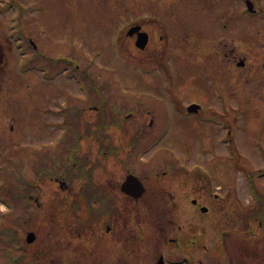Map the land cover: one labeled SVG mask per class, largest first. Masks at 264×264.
Returning <instances> with one entry per match:
<instances>
[{"label":"rangeland","instance_id":"374dc122","mask_svg":"<svg viewBox=\"0 0 264 264\" xmlns=\"http://www.w3.org/2000/svg\"><path fill=\"white\" fill-rule=\"evenodd\" d=\"M254 2L264 13V0ZM260 9L249 13L246 0H0V264H48L45 258L59 255L67 205H84V209L92 202L103 205L106 197L99 193L108 186H116L112 195L119 205L149 201L159 206L144 209V217L175 219L174 227L183 229L185 219L193 216L191 199L211 207L217 205L214 196L219 195L225 199L223 205H253L256 188L260 198L256 205L264 204V14ZM136 23L154 35L146 52L126 35ZM171 34L176 38L171 40ZM233 48L240 57L234 64L222 53ZM154 53L155 58H164L162 63L169 59L166 67L177 65L181 75L172 82L182 104L202 99L204 106L225 107L229 123L225 126H240L236 134L240 156L234 147L228 148L229 138L218 147L215 131L205 124L170 119L166 100L157 106L156 124L149 126L150 137L162 141L157 145L148 143V136L143 140L133 115L123 129L93 126L99 120L96 111L88 112L94 102L77 100L78 85L68 77L86 71L95 86L92 97L98 94L97 84L109 83L101 94L107 108L127 112L135 106L137 93L164 92L163 85L168 84L160 65L149 64L142 73L140 59ZM63 58L73 64L65 67ZM241 60L244 67L237 66ZM89 86L84 83V88ZM66 96L87 110L77 111L73 119L75 129L80 125L86 134L80 136L72 157L63 153L64 145L58 147ZM136 135L143 140L139 153L131 142ZM45 155L50 160L45 175L38 176L35 170ZM87 167H95L93 184L88 183ZM145 170L152 173L144 181L147 196L140 203L127 200L118 192L122 182L127 174L141 176ZM62 181L68 190L61 188ZM185 185L190 186L186 192ZM9 205L15 207L13 211ZM78 215L88 216L81 209ZM197 216L212 215L198 211ZM29 232L36 235L32 244L26 242Z\"/></svg>","mask_w":264,"mask_h":264},{"label":"flooded vegetation","instance_id":"af4514ba","mask_svg":"<svg viewBox=\"0 0 264 264\" xmlns=\"http://www.w3.org/2000/svg\"><path fill=\"white\" fill-rule=\"evenodd\" d=\"M136 24L142 25V31L149 33L148 46L141 50L146 52L154 43V35L151 30L145 28L144 24ZM176 36L172 37L171 34V40ZM131 39L136 41L137 36L134 35ZM159 39H164V36H160ZM222 53L224 60H230L233 64L237 58L240 59L235 48L222 51ZM155 55L154 53L148 58H141L139 63L143 71L149 64L160 65L162 78L164 82H168L170 88L158 93L156 91L138 93L134 108L136 111L127 116H118L122 113L121 108L114 109L112 112L111 107L107 108L106 99L103 97L89 95L90 100L106 104L103 109L99 106L92 107V112L96 111L99 119L93 126L97 130L117 129L120 123L113 122V119L122 120L135 114L139 123L138 127L141 128V134L143 132V140H145L147 128L149 126L153 128L157 122L158 104L166 100L168 105L165 108H167L166 112L170 119L175 117L183 122L190 120L191 124H205L215 131L216 145L223 147L224 128L221 126L224 124L225 107L202 105L198 108L199 112L190 113L189 106L199 101L182 104L178 100L177 85L172 82V78L181 75L176 69L177 65L174 64V68L166 67L164 63H168L169 59L162 63L164 58H155ZM86 76H77L78 81L80 77L83 80L86 79ZM155 85L157 87L160 84ZM68 102L71 109L78 104L71 96ZM64 115V125L61 127L75 128L77 122L68 115L67 111ZM121 124L123 125L124 122ZM80 127L78 125L77 128ZM150 128L146 141L148 143L153 141V145H157L161 141L150 137ZM217 129L221 132L219 136ZM230 134L232 133L229 132ZM141 137L135 140L138 148ZM231 141L234 142L233 139ZM95 174L96 172L93 178ZM163 174L166 175L167 171ZM140 175L143 184L146 179L152 177V173L146 170ZM143 175H146L145 178ZM93 178L89 181L91 184H93ZM115 187H105L104 191L99 193H106L108 199L106 205H88L86 209L84 205H67L66 214L68 216L62 219V223L65 222L66 226L62 225L63 231L62 234L60 233L59 255L45 258L48 264H264V205H256V202L253 205H223L225 200L215 196L218 199L217 205H211V207L208 205L209 208L206 205H199L198 200L191 199L194 208L190 210V215L193 216L185 219L187 226L183 229L181 226L174 227L175 219L144 217V209L159 206L150 205L149 201L145 202L147 205H119L112 195V192H116ZM64 188L67 189V186ZM189 188L190 186L185 185L184 192ZM119 190L118 192L123 194L121 187ZM125 197L127 200L129 198L134 200L135 203H140L141 200V198L135 200L131 196ZM172 205L179 204L173 201ZM203 207H207L208 210L204 211ZM80 209L84 210L88 216L78 217ZM164 210L167 209L164 208ZM198 211L203 215L211 214L212 216L198 217ZM167 213L168 211H163L162 215H167Z\"/></svg>","mask_w":264,"mask_h":264},{"label":"water","instance_id":"95a60500","mask_svg":"<svg viewBox=\"0 0 264 264\" xmlns=\"http://www.w3.org/2000/svg\"><path fill=\"white\" fill-rule=\"evenodd\" d=\"M249 8L252 10L253 4L249 3ZM140 27H134L130 30V35H133L135 32L139 31ZM148 43V34L147 33H139V38L137 45L141 48H145ZM242 65V64H241ZM122 190L128 195L133 196L134 198H140L145 192V188L141 181L135 175H129L122 186ZM36 239V235L34 233H29L27 237V241L29 243L34 242Z\"/></svg>","mask_w":264,"mask_h":264},{"label":"trees","instance_id":"16d2710c","mask_svg":"<svg viewBox=\"0 0 264 264\" xmlns=\"http://www.w3.org/2000/svg\"><path fill=\"white\" fill-rule=\"evenodd\" d=\"M0 68H1V63H0ZM63 153L64 154H70V157H72L73 155H75L77 153V146H76V148L75 147L72 148L71 146H69L66 149H64ZM49 157L50 156H45V157L39 158V167H38L37 170H35L37 172L38 176H40V175L44 176L45 175V172H46V167L45 166L49 163V160H50Z\"/></svg>","mask_w":264,"mask_h":264}]
</instances>
